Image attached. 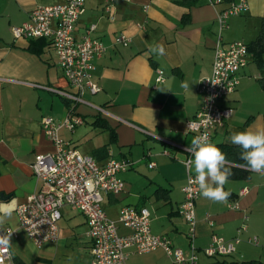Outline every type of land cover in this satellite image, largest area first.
Returning <instances> with one entry per match:
<instances>
[{"label":"crops","instance_id":"crops-1","mask_svg":"<svg viewBox=\"0 0 264 264\" xmlns=\"http://www.w3.org/2000/svg\"><path fill=\"white\" fill-rule=\"evenodd\" d=\"M63 1L0 0V202L15 197L21 203L38 186L31 170L34 155L54 149L41 118L50 116L59 122L70 112L80 115L83 123L73 129L60 126L62 139L98 163L131 161L119 173L124 188L116 194L103 193L106 215L116 220L125 204L146 207L152 231L166 235L188 253V226L178 212L187 176L185 149L193 138L185 123L201 105L198 81L211 72L216 41L239 39L250 46L248 60L238 70L235 89L219 101L231 107L232 114L215 128L211 140L233 145L229 140L233 133L264 127V49L256 45L264 32V0H247L248 8L229 15L221 28L217 14L228 6L227 1L196 0L185 5L182 0H112L107 8L106 0H85L73 33L78 38L84 27L94 23L92 36L105 46L91 71L100 89L91 93L85 88V102H73L56 91L71 86L57 64L49 36L14 37L11 32L12 26L29 19L36 5ZM120 34L128 37L127 44L115 40ZM160 43L166 55L151 54L149 46ZM156 68L162 70L164 80L152 87ZM184 81L188 90L181 87ZM91 104L106 108L109 114ZM188 171L195 173L190 165ZM248 171L246 177L229 178L227 203L212 202L200 193L195 200L193 241L198 264L216 261L202 252L212 234L232 239L242 223L246 228L238 235L235 251L218 256L220 264H264V175ZM243 187L248 191L238 195ZM231 201L239 207H229ZM58 225L56 240L36 245L15 212L2 226L14 229L12 263L89 264L85 216L63 205ZM128 231L117 221L119 234ZM251 235L261 236L257 244L248 241ZM126 251V264H180L160 247L144 252L128 247Z\"/></svg>","mask_w":264,"mask_h":264},{"label":"built area","instance_id":"built-area-1","mask_svg":"<svg viewBox=\"0 0 264 264\" xmlns=\"http://www.w3.org/2000/svg\"><path fill=\"white\" fill-rule=\"evenodd\" d=\"M106 1H108L106 7L109 8L112 0ZM208 1L212 4L222 2V0ZM84 2L85 0H64L36 5L29 11L27 21L11 28L14 37H50L57 64L71 86L70 90L56 91L73 102H85L83 99L85 88L91 93L100 89V86L92 80L91 71L94 68V59L105 51L104 44L92 36L94 23L84 27L78 38L73 33L74 24L84 10ZM247 8V0L229 2L228 6L217 14L219 28L225 25L229 15L241 13ZM115 40L125 45L129 39L120 34ZM248 55L247 44L242 40H232L228 43H222L219 39L216 41L211 72L198 81L197 90L201 94V105L185 123L186 131L192 133L193 137L207 132L212 139L215 128L221 126L232 114V108L222 106L219 101L235 89L239 82L238 70L247 63ZM155 72V82L152 87H156L164 80L160 68H156ZM211 81L220 83L213 85ZM91 105L97 111L109 114L106 108ZM209 117L212 120H209ZM190 122L196 127L187 129ZM81 123L83 118L80 115H71L70 112L59 122H55L50 116L41 118L42 130L52 142L54 149L34 155L31 170L38 186L19 203L20 207L16 211L19 225L27 236L36 245L56 240L59 234L58 220L61 217V207L68 205L85 216L86 234L90 239L89 264H126L128 247H132L135 252L160 247L174 262L196 264L198 256L193 241L196 225L195 200L200 191L194 183L195 173L188 171V161L192 159L191 153L187 152V157L183 161L187 168V176L182 186L184 197L178 207V212L188 226L186 234L189 239V252L185 253L166 235L152 231L150 214L146 207L136 208L125 204L121 206L116 220L106 215L101 205L103 193L116 194L124 188V180L119 173L128 169L131 161L120 158L98 163L92 155L81 153L69 141L58 135L60 126L73 129ZM152 165L154 163L149 162V166ZM247 191L248 188L243 187L238 191V195H243ZM228 205L239 207L237 201H231ZM117 221L129 231L119 234ZM245 228L246 224L242 223L237 228V235L232 239H224L212 234L211 242L202 248V252L206 256L231 254L239 241L238 235ZM9 230L15 234L11 227H0V235ZM248 241L257 244L259 238L251 235ZM4 264H13L12 259L5 256Z\"/></svg>","mask_w":264,"mask_h":264},{"label":"clouds","instance_id":"clouds-1","mask_svg":"<svg viewBox=\"0 0 264 264\" xmlns=\"http://www.w3.org/2000/svg\"><path fill=\"white\" fill-rule=\"evenodd\" d=\"M149 52L156 56H165L166 48L162 43L150 45ZM211 83L216 85L220 82ZM181 87L188 90L189 84L184 81ZM209 120L212 119L209 117ZM195 127L196 125L190 122L187 129ZM229 140L243 150L240 159L245 164L242 167L264 175V127L235 132ZM185 151L192 155L188 164L194 169V183L198 186L200 194L212 202L227 203L231 192L225 190V185L233 173L232 162L223 150L210 139L207 132H203L192 138ZM19 207V201L15 197L8 202H0V227L13 217ZM12 233L13 231L9 230L0 235V264H4L5 256L11 258L9 249L12 245Z\"/></svg>","mask_w":264,"mask_h":264},{"label":"trees","instance_id":"trees-1","mask_svg":"<svg viewBox=\"0 0 264 264\" xmlns=\"http://www.w3.org/2000/svg\"><path fill=\"white\" fill-rule=\"evenodd\" d=\"M196 0H182V3L185 5H190L193 4ZM222 1H227L228 3L233 1V0H222ZM257 47L261 50L264 49V32H262L258 39L256 40ZM248 51H250V46L247 45ZM218 146L223 150V152L226 154L228 160H230L232 163V168L231 171L233 175L230 178H236V177H246L249 173L248 170H246L242 166H238L235 164L239 165H244L245 162L240 159L241 152L243 151L239 146L236 145H230V144H218ZM218 256H224V255H213L211 257L215 258L216 261H212L207 264H220L221 260L218 259ZM198 264V263H196Z\"/></svg>","mask_w":264,"mask_h":264},{"label":"rangeland","instance_id":"rangeland-1","mask_svg":"<svg viewBox=\"0 0 264 264\" xmlns=\"http://www.w3.org/2000/svg\"><path fill=\"white\" fill-rule=\"evenodd\" d=\"M66 209H68V208H65V210H66ZM63 211H64V209H63ZM257 237L259 238V240L261 239V236H258V235H257ZM233 255H234V254H233ZM235 256H236V255H235Z\"/></svg>","mask_w":264,"mask_h":264}]
</instances>
